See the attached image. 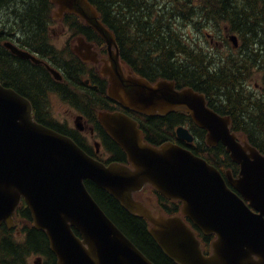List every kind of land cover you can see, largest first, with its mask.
<instances>
[{"label": "water", "instance_id": "obj_1", "mask_svg": "<svg viewBox=\"0 0 264 264\" xmlns=\"http://www.w3.org/2000/svg\"><path fill=\"white\" fill-rule=\"evenodd\" d=\"M51 1L57 6L55 18L73 14L105 41L108 56L102 60V75L109 79L112 101L150 117L188 114L207 132L208 146L226 147L240 173L237 178L226 173L233 190L217 168L191 150L172 142L159 147L146 143L138 122L123 112H102L99 118L131 165L107 166L72 139L39 124L30 101L0 80V224L14 229L25 199L34 228L46 233L58 264H154L96 202L86 185L90 180L128 213L147 220L151 237L175 264H264V154L232 132L231 117L211 109L204 94L178 89L172 81L152 84L125 73L117 36L90 0ZM231 41L238 46L236 36ZM75 52L87 62L98 57L84 39ZM177 136L194 142L184 127L177 129ZM147 187L182 203V216L168 217L138 201L135 195ZM184 218L216 236L210 255Z\"/></svg>", "mask_w": 264, "mask_h": 264}, {"label": "trees", "instance_id": "obj_2", "mask_svg": "<svg viewBox=\"0 0 264 264\" xmlns=\"http://www.w3.org/2000/svg\"><path fill=\"white\" fill-rule=\"evenodd\" d=\"M90 2L100 13L103 23L116 34L121 55L127 53L139 57L145 62V70L149 74L174 81L179 89L193 88L205 94L212 109L232 118L233 132L245 136L264 153V91L253 97L244 88L255 68L264 72V0ZM53 9L51 0H0V31L12 29L29 47L36 48L41 54L48 53L51 48L44 39L45 23L50 20ZM68 17H75L85 28L84 31L89 32L100 47L103 46L104 42L90 27L74 15ZM180 21L193 24L209 43L206 34L209 33V26H227L230 33L240 37L241 47L224 58L209 53L198 46L196 39L189 40L179 34L176 25ZM3 36L0 33V39ZM77 69L78 66H69L70 79H76ZM0 72L5 81L32 100L38 122L46 90L63 89L41 67L12 56L1 45ZM88 96L91 97V94ZM130 114L141 121L145 140L150 144L178 143L223 172L231 169L236 174L239 171V166L232 162L222 144L216 148L207 146L206 132L197 128L188 114L142 118L133 112ZM180 126L190 129L195 137L193 144L179 143L176 129ZM86 185L107 216L154 264H175L151 237V225L147 220L128 213L94 182L87 180ZM149 190L163 202H168L158 192ZM164 208L168 216L177 213L176 209L172 212ZM16 218V229L0 225V264H29L33 256L41 257L42 264H58L46 233L33 227L32 215L25 202L20 205ZM213 238L204 237L205 251Z\"/></svg>", "mask_w": 264, "mask_h": 264}, {"label": "flooded vegetation", "instance_id": "obj_3", "mask_svg": "<svg viewBox=\"0 0 264 264\" xmlns=\"http://www.w3.org/2000/svg\"><path fill=\"white\" fill-rule=\"evenodd\" d=\"M54 24L62 31V36L60 37V42L63 43L62 48L58 47L60 42H55L53 39L55 30L52 25ZM11 30L12 29L7 30L6 28L0 31L1 35H4L0 39L1 47L7 50L12 56L29 61L32 66L41 67L49 75L51 80L63 87V89L51 88L46 90L45 100L43 101L44 106L42 107L43 110H41L40 107L41 112H39L40 123L70 137L88 155L99 162L106 165L113 163L130 165L125 151L104 129L99 119V114L102 111H121L138 121L136 117L130 114L132 111L124 109L108 97L109 80L102 75V60L106 59L108 56L106 45L103 44V46L100 47V43L94 41V37L92 38L89 32L86 33V31H84L85 28L81 23L75 17L70 18L68 15H64L62 18H50V20L45 23L44 39L47 46L51 48V51L48 53L46 52L43 54L42 52L41 54L37 52L36 48L29 47L21 36ZM81 39H84L85 43L93 45L94 51L98 52V57L94 59V61L87 62L76 54L75 50ZM215 39V37L211 38V43H215L218 46ZM7 45L18 49L28 57L14 53ZM121 57L123 68L128 74H134L136 77L145 78L151 83L166 79L162 76L149 74L145 70V62L137 56H130L126 53L122 54ZM74 65L76 67L78 66L75 80L69 78L68 72L69 66ZM0 79L6 88L13 89L19 95L27 98L32 103L36 115L35 105L32 100L19 92L15 86L5 81L1 72ZM263 91L264 87L262 90L258 91V94H253V97L261 95ZM89 94H91V97L88 96ZM55 103L60 106L61 110H65V112L71 116V120H61L55 115L53 111ZM137 115L140 118L150 117ZM138 124L139 128L142 130L141 121H138ZM180 142L181 141H179V143ZM119 156L122 158H119ZM137 199L147 204L160 205L163 208L165 206L167 210L172 212L176 209V214L181 213V206L178 207L175 202H163L160 199H155L148 193L137 195ZM185 220L197 231V234L201 236L200 238L204 240L206 235L201 233L190 219L185 218ZM215 238L212 239L209 247H207V255L212 251V242Z\"/></svg>", "mask_w": 264, "mask_h": 264}, {"label": "rangeland", "instance_id": "obj_4", "mask_svg": "<svg viewBox=\"0 0 264 264\" xmlns=\"http://www.w3.org/2000/svg\"><path fill=\"white\" fill-rule=\"evenodd\" d=\"M222 26V25H221ZM52 27L55 30V35L53 37L55 42H60V37L62 36V31L60 28L57 27V25H52ZM177 31L181 36H185L187 39H196L198 42L199 47H203L207 52L215 53L216 55H219L221 58H224L228 55H230L233 50L229 41L228 36L226 33H222L221 30L224 29V27H219L217 25H211L209 26L208 32L211 34H217L215 35V41L217 42L218 46L214 43H209L204 37L203 34L198 32L197 29L193 26L191 23H185L183 21H180L177 25ZM221 31V32H220ZM220 32V33H218ZM207 34V33H206ZM205 34V35H206ZM63 43L60 42L58 44L59 48H62ZM250 79L248 81V85L244 88L248 90V92L253 94H258V91L262 90L264 87V78L263 73H260L258 69L254 70V72L250 75ZM53 111L55 115L61 119V120H71V116L68 115L65 110H61L60 106L55 103ZM152 205V204H150ZM41 260V257L39 256H33L31 259H29V264H36L38 261Z\"/></svg>", "mask_w": 264, "mask_h": 264}]
</instances>
